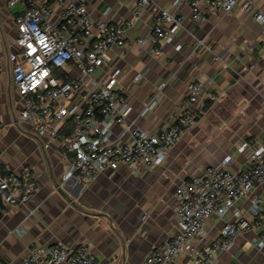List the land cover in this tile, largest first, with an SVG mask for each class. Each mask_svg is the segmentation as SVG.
I'll return each mask as SVG.
<instances>
[{
    "label": "crops",
    "instance_id": "0c3cea01",
    "mask_svg": "<svg viewBox=\"0 0 264 264\" xmlns=\"http://www.w3.org/2000/svg\"><path fill=\"white\" fill-rule=\"evenodd\" d=\"M138 1L87 0L93 19L112 25L129 21L132 27L126 37L145 40L141 47L133 44L110 51L109 66L92 80L101 86L114 80V89L129 97L126 122L146 132L169 124L192 82H200L203 96L214 95L216 101L209 102L160 165L140 174L121 166L94 181L73 175L62 182L65 157L71 155L58 145L43 150L35 130L19 121L21 103L6 65L0 74V169L3 175L24 172L36 190L24 205L0 213V264L22 261L35 242L86 244L97 264H140L175 231V192L182 182L206 167L246 170L253 147L264 151V26L244 13L247 0H238L230 13L204 14L196 22L189 7L178 0H153L135 21ZM253 9L264 12V0H254ZM160 10L182 18V24L171 40L152 48V17ZM22 11V4L11 7L8 0H0V52L16 50L15 19ZM138 75L142 81L135 85ZM162 81L166 85L161 101L141 116L150 93ZM122 132L114 125L112 139L127 142L129 137ZM243 144L249 148L241 152ZM253 198L264 203V184L235 205L248 220L257 211ZM258 219L260 231L236 235L215 264H264V242L258 239L264 233V212ZM227 222L231 217L210 219L198 247L207 246ZM21 227L25 231L18 234Z\"/></svg>",
    "mask_w": 264,
    "mask_h": 264
},
{
    "label": "built area",
    "instance_id": "2783aa9c",
    "mask_svg": "<svg viewBox=\"0 0 264 264\" xmlns=\"http://www.w3.org/2000/svg\"><path fill=\"white\" fill-rule=\"evenodd\" d=\"M152 1L137 2L135 21ZM253 1L247 0L243 11L251 13L253 20L264 26V12L254 10ZM178 2L189 7L191 18L196 22L204 14L230 13L238 0ZM18 4L23 5V11L15 19L16 50L0 52V74L7 65L6 74L21 103L19 121L35 130L42 149L58 145L70 153L71 156L65 157L67 172L62 182L73 175L94 181L105 171L121 166L140 174L160 165L209 102L217 99L214 95L204 97L202 84L192 82L186 99L165 128L146 132L134 122L127 123L131 112L127 93L116 91L114 80L101 86L92 77L109 66L110 51L145 44L144 39L131 41L126 37L132 23L112 25L93 19L87 0H8L11 7ZM152 24L150 44L154 48L175 36L182 18L160 10L152 17ZM141 81V75L133 78L135 85ZM165 85L162 81L154 87L141 116L159 104ZM114 125L123 128L122 135L129 137L127 142L112 139ZM248 148V144H243L240 151ZM1 154L0 148V157ZM263 184L264 151L258 147L250 151L246 170L233 172L222 167H206L182 182L175 192V231L140 264H215L218 255L231 248L236 235L260 231L258 213L264 212V203L259 198L251 200L257 207L253 220L246 219L235 205ZM35 190L33 181L24 172L20 176L3 175L0 169V213L6 214L10 207L24 205ZM228 216L231 222H227L207 246L199 248L207 222L214 217ZM24 231L21 227L17 233ZM258 239L264 242V233H260ZM182 256L184 262L179 261ZM16 264L97 262L86 244L73 247L35 242L27 256Z\"/></svg>",
    "mask_w": 264,
    "mask_h": 264
}]
</instances>
